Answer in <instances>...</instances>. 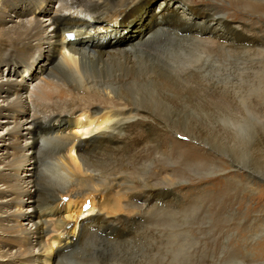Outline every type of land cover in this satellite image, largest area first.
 Instances as JSON below:
<instances>
[{"label":"bare ground","instance_id":"obj_1","mask_svg":"<svg viewBox=\"0 0 264 264\" xmlns=\"http://www.w3.org/2000/svg\"><path fill=\"white\" fill-rule=\"evenodd\" d=\"M193 1L159 0L127 48L114 23L151 0H0V264H264V208L244 206L264 199L245 163L264 93L227 100L206 80L210 60L264 62V22ZM35 66L37 81L16 78ZM182 135L225 148L236 174L183 192L189 174L227 170Z\"/></svg>","mask_w":264,"mask_h":264},{"label":"rangeland","instance_id":"obj_2","mask_svg":"<svg viewBox=\"0 0 264 264\" xmlns=\"http://www.w3.org/2000/svg\"><path fill=\"white\" fill-rule=\"evenodd\" d=\"M158 1L159 0H151L150 4L145 7L146 11L141 16L137 17V15H135V16L133 15L132 18H127L125 20L126 22L124 21V22L119 23L121 20L120 19L118 22L114 23V25L117 27V30L119 31V33H122V34L128 33L127 35H129V37L126 38L124 41H122V43H118L117 41H114L112 45L117 46V45L122 44V45L127 46V48H129L130 47L129 43L135 42V40H133V38L141 37L146 31L145 29H148V28H146L145 24L147 21H145V20L149 17V14L152 12L151 8L154 7L155 3H157ZM198 2L199 3L202 2V3L207 4V3H210L211 1L210 0H194L192 4L197 5ZM261 2H264V0H262ZM221 3L223 5L222 10L224 13H226L228 15L229 19L246 20L252 27H261L262 26V22H264V11H262V12L261 11H255L251 8L247 9L244 6H242L241 4H234V3L232 4L231 0H221ZM120 31H122V32H120ZM126 41L127 42L129 41V43H127ZM258 58L257 57H251V58H245V59L242 58L241 60L238 59L241 62L243 61L241 63V65H239V64L237 65V63H236L237 60L234 57L227 58V60H224V59L215 60V61H213V63L210 60V62H209L210 73L206 74V76L208 78H210L211 76L212 77H211V79H208L205 76L207 78L206 79L207 83L210 86H212V88L215 91L219 90V92L221 93L219 95L224 94L223 96H225V99H227V100H228V97L229 98L233 97V98L237 99V96H238V98H240L242 96L244 97V96H249V95H256L259 93H261V95H263L264 91H258L256 88H254V86H250V84L253 83V81H256L257 79H259L260 77H258V76H260V75L262 76L263 72H264V62H261V60ZM41 61H42V58H39L36 61L37 62L36 64L38 65V63H40ZM36 67L37 66L33 67V69H31L29 71L23 72L22 74H17L18 76L16 75V78L18 80H22L26 83L37 81L35 79V76L38 74V71H36L37 70ZM229 68H230V70H229ZM244 69H246V70H244ZM225 84H227V86ZM211 94L214 95V92ZM215 95L217 96V94H215ZM227 95H228V97H227ZM230 95H232V96H230ZM207 116H204L203 118H205V119H203V120L208 121L211 119V117L208 116L209 118H207ZM205 125L206 124H203V123L199 124V126L197 125L196 127L193 128V130L194 129H195V131L197 130L196 134H198V135L202 133V135H205L206 137L210 136L213 139V142H215V144H217L219 142V140L214 135L216 129H214V130H212V128L209 129V127H206ZM210 125H212V124L210 123ZM263 130H264V128H263ZM256 136H257V138H255ZM176 138L179 141L189 142V139L187 138L186 135H182V136H179ZM189 143L192 144V146H200L201 148H206L209 152L215 153L217 156H219L218 158H220L219 159L220 166L223 165L222 167L225 168L227 170V172H224V173L218 172L217 174L215 173V175L214 174L211 175V177L208 176L207 178H203V179H200L197 177L207 176L208 175L207 173L201 172V174H199V176L197 175V176L193 177L195 174L193 172V173H191V175L189 174L188 182L183 183L181 185L183 192L184 191L188 192L192 188H197L195 190L196 192L200 191V189H202V187H204L205 189H207V188L212 189L213 186H215V184H216L215 182L213 183V180L215 179V177H218L219 175L220 176L223 175V176L228 177V176H234L236 174V173H233L234 171H229L228 165L225 164L224 161H222V159H221V157L223 158V156H224L225 160H229V157L224 153L225 148L223 149V152H221V151H218L217 149L214 150L213 148H210V147L208 148V146H206L203 143H195V142H191V141ZM253 143H254V148H253L252 156L245 163L251 169L255 170L256 171L255 173H257L258 175H260V174L264 175V132H262L261 135L260 134H257V135L254 134ZM185 147L188 148L189 145L185 144ZM204 152H205L204 154L206 156L209 155V152H207V153H206V151H204ZM45 158H46L45 155H43L42 156V165H41L42 167H40V169H43L45 166V164H43L44 163L43 161L45 160ZM194 178H196V179H194ZM201 183H204V185L202 187H201ZM262 183L264 184V182H262ZM62 198H64L63 201L67 200L66 195H64ZM257 201H259V202H257ZM244 206H251V207H254V206L255 207H261L262 206L264 208V199L257 200V199H253L252 197H247V200H246V203ZM85 207L86 206L84 205V208ZM63 215H65V214L63 213ZM72 221H73V219L69 220L66 223L65 227L67 229H70L73 226L74 221L73 222ZM53 248H54L55 252H58V250H59L58 245L54 246Z\"/></svg>","mask_w":264,"mask_h":264}]
</instances>
